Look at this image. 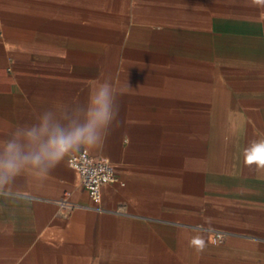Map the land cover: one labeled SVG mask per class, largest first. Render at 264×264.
<instances>
[{
    "label": "crops",
    "instance_id": "obj_1",
    "mask_svg": "<svg viewBox=\"0 0 264 264\" xmlns=\"http://www.w3.org/2000/svg\"><path fill=\"white\" fill-rule=\"evenodd\" d=\"M105 79L119 126L80 152L117 182L93 210L67 157L18 177L0 264H264V0H0V139Z\"/></svg>",
    "mask_w": 264,
    "mask_h": 264
},
{
    "label": "clouds",
    "instance_id": "obj_2",
    "mask_svg": "<svg viewBox=\"0 0 264 264\" xmlns=\"http://www.w3.org/2000/svg\"><path fill=\"white\" fill-rule=\"evenodd\" d=\"M118 96L110 81H96L85 104L57 105L36 113L32 123L17 124L0 139V192L21 176L46 179L81 149L103 148L113 127L119 126Z\"/></svg>",
    "mask_w": 264,
    "mask_h": 264
},
{
    "label": "built area",
    "instance_id": "obj_3",
    "mask_svg": "<svg viewBox=\"0 0 264 264\" xmlns=\"http://www.w3.org/2000/svg\"><path fill=\"white\" fill-rule=\"evenodd\" d=\"M67 163L78 175L79 186L87 193L91 205L87 208L101 210L98 203L101 199L102 187L113 185L117 182V175L112 164L104 158H94L85 152L67 157ZM61 213H67L74 208V204L67 199L56 201ZM229 235L225 231H214L218 241L224 240Z\"/></svg>",
    "mask_w": 264,
    "mask_h": 264
},
{
    "label": "snow or ice",
    "instance_id": "obj_4",
    "mask_svg": "<svg viewBox=\"0 0 264 264\" xmlns=\"http://www.w3.org/2000/svg\"><path fill=\"white\" fill-rule=\"evenodd\" d=\"M264 157V152H259L257 156L252 157V159L262 158Z\"/></svg>",
    "mask_w": 264,
    "mask_h": 264
}]
</instances>
